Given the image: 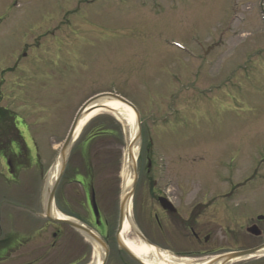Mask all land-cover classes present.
Here are the masks:
<instances>
[{"label": "rangeland", "instance_id": "1", "mask_svg": "<svg viewBox=\"0 0 264 264\" xmlns=\"http://www.w3.org/2000/svg\"><path fill=\"white\" fill-rule=\"evenodd\" d=\"M84 30L88 46L35 90L30 189L42 188L89 96L116 91L140 115L136 189L162 172L161 188L264 192V0H0V63L25 46L54 61L47 51ZM129 142L99 112L74 136L62 177L76 168L94 188L123 189Z\"/></svg>", "mask_w": 264, "mask_h": 264}, {"label": "flooded vegetation", "instance_id": "2", "mask_svg": "<svg viewBox=\"0 0 264 264\" xmlns=\"http://www.w3.org/2000/svg\"><path fill=\"white\" fill-rule=\"evenodd\" d=\"M72 37L64 49L47 51L54 61L32 59L25 46L0 63V264H146L131 245L164 264H264L263 191L161 188L162 172L148 188H135L136 172L130 190L110 191L76 168L67 179L59 175L55 188H43L48 174L42 188H29L41 157L30 132L37 124L26 121L46 75L91 38L85 30ZM107 93L122 97L103 91L89 98ZM62 180L78 187L59 188Z\"/></svg>", "mask_w": 264, "mask_h": 264}, {"label": "bare ground", "instance_id": "3", "mask_svg": "<svg viewBox=\"0 0 264 264\" xmlns=\"http://www.w3.org/2000/svg\"><path fill=\"white\" fill-rule=\"evenodd\" d=\"M101 104H102V106H99L101 108H94V109L89 108V109H87V111L80 118V122H79L78 127L75 131V135L79 132L81 127L89 119L96 116L99 112L105 111V112H111V114H113V116L124 125L125 129L129 133L130 140H131L137 132V126H136V123H134L135 122V116H134V113L132 112V110L128 107L121 105L119 102H115V101H105V102H102ZM133 156L136 160L137 147H134V149H133ZM131 165H132V159H129L127 156V153H126L125 167H124V172H123V180H124L123 189L125 190V192L131 189V183L133 180V173L131 170ZM59 170H60V162L56 161L55 165L53 166L52 170L50 171V173L47 177L46 186L48 189L50 187H52L53 183L55 182ZM129 248H131V250L134 253H139L141 256H143L144 257L143 261L146 264H164V263L159 262L157 260H152V258L150 256H146L147 253L150 252V250H148L147 248L142 247L140 249H137L135 246L132 247V245L129 246Z\"/></svg>", "mask_w": 264, "mask_h": 264}, {"label": "water", "instance_id": "4", "mask_svg": "<svg viewBox=\"0 0 264 264\" xmlns=\"http://www.w3.org/2000/svg\"><path fill=\"white\" fill-rule=\"evenodd\" d=\"M103 101H115V102H119L121 105L128 107L132 110V112L134 113L135 116V123L137 126V132L136 134L133 136V138L130 140L128 148H127V156L129 159H132V165H131V170L133 173V184L136 180V164H135V158L133 156V149L136 146V144L140 141V120H139V115L137 113V111L135 110V108L127 101L115 96V95H110V94H106V95H99L95 98L90 99L89 101H87L78 111V113L76 114L73 123L69 129L68 135L64 141V144L60 150L59 153V162H60V174L63 172L65 165H66V160H67V156H68V152L71 146V143L73 141V137L75 135V131L78 127V124L80 122V118L82 117V115L87 111V109L91 108H99L98 107V103L103 102ZM93 107V108H92ZM101 108V107H100ZM55 188V187H53Z\"/></svg>", "mask_w": 264, "mask_h": 264}, {"label": "trees", "instance_id": "5", "mask_svg": "<svg viewBox=\"0 0 264 264\" xmlns=\"http://www.w3.org/2000/svg\"><path fill=\"white\" fill-rule=\"evenodd\" d=\"M98 134H100V133H98Z\"/></svg>", "mask_w": 264, "mask_h": 264}]
</instances>
